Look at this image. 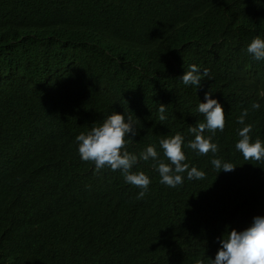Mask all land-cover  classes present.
Returning a JSON list of instances; mask_svg holds the SVG:
<instances>
[{"label":"trees","instance_id":"1","mask_svg":"<svg viewBox=\"0 0 264 264\" xmlns=\"http://www.w3.org/2000/svg\"><path fill=\"white\" fill-rule=\"evenodd\" d=\"M256 36L264 0H0V264H211L226 231L264 216V161L235 148L244 109L264 142ZM192 64L210 70L201 87L181 80ZM208 92L226 116L219 151L184 149L204 179L168 187L140 161L151 183L137 199L119 170L82 161L76 136L112 113L136 121L130 153L163 158L160 139H194ZM213 158L236 168L218 173Z\"/></svg>","mask_w":264,"mask_h":264},{"label":"clouds","instance_id":"2","mask_svg":"<svg viewBox=\"0 0 264 264\" xmlns=\"http://www.w3.org/2000/svg\"><path fill=\"white\" fill-rule=\"evenodd\" d=\"M247 53L252 55L255 60H264V39L256 36L247 46ZM210 77V70L205 68L202 72L200 68L192 64L181 78L185 85L201 87L202 80ZM206 102H200L198 112L203 114L204 121L195 126H191L188 131L193 134L194 139L185 145V138L180 133L159 141L162 149L163 158L154 145H149L139 153L128 151V139H133L138 135L136 121L132 116L112 113L99 126L93 127L87 133H80L76 136L78 152L84 162L95 165V173L99 174L102 169L110 168L112 171L119 170L126 183L135 186L141 191L137 199H142L147 194L151 180L143 171L133 172L134 166L140 161H153L152 168L155 169L160 177V183L175 188L184 183V175L187 174L189 180H202L206 173L197 167H190L185 153V147L196 152L200 156L209 153L215 155L218 145L212 142V137L216 132H223L226 126L225 111L217 99L212 98L210 92L205 94ZM167 105L160 104L159 120L166 119L164 115ZM252 109L258 110L259 103H253ZM249 110L244 109L238 118V123L244 125L238 130L240 139L235 145L246 161H264V142L257 138L254 142L250 133L253 125L246 124V117ZM205 132L211 135L205 136ZM215 170L231 172L236 166L232 163L223 162L219 158L211 160ZM220 248L211 259V264H264V216L253 218L251 226L243 231L231 229L226 231L223 239L219 241Z\"/></svg>","mask_w":264,"mask_h":264},{"label":"bare ground","instance_id":"3","mask_svg":"<svg viewBox=\"0 0 264 264\" xmlns=\"http://www.w3.org/2000/svg\"><path fill=\"white\" fill-rule=\"evenodd\" d=\"M203 5V4H202ZM97 31V30H96ZM110 36V35H109ZM105 38V37H104ZM92 39V38H91ZM112 40V39H111ZM109 44H110V42H109ZM72 50V49H71ZM165 52V51H164ZM166 53V52H165ZM168 53V52H167ZM169 54H170V52H169ZM171 54H174V53H171ZM177 54V53H176ZM163 56V55H162ZM195 60V59H194ZM194 60H192V61H194ZM254 73H255V71H254ZM237 87H239V85L237 86ZM94 90V89H93ZM242 90V89H241ZM143 94V93H142ZM143 96V95H142ZM83 97V96H82ZM141 98V97H140ZM143 98H144V96H143ZM82 174V173H81Z\"/></svg>","mask_w":264,"mask_h":264},{"label":"rangeland","instance_id":"4","mask_svg":"<svg viewBox=\"0 0 264 264\" xmlns=\"http://www.w3.org/2000/svg\"><path fill=\"white\" fill-rule=\"evenodd\" d=\"M101 120H102V122L104 121V119H103V118H102Z\"/></svg>","mask_w":264,"mask_h":264}]
</instances>
